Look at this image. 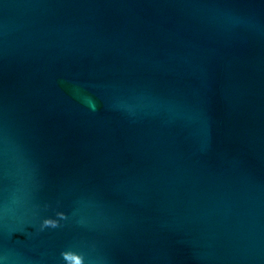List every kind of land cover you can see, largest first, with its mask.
I'll use <instances>...</instances> for the list:
<instances>
[{
    "label": "water",
    "instance_id": "1",
    "mask_svg": "<svg viewBox=\"0 0 264 264\" xmlns=\"http://www.w3.org/2000/svg\"><path fill=\"white\" fill-rule=\"evenodd\" d=\"M0 264H264V0H0Z\"/></svg>",
    "mask_w": 264,
    "mask_h": 264
}]
</instances>
